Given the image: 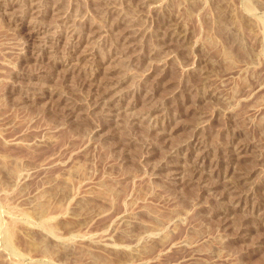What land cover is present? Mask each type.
Masks as SVG:
<instances>
[{
    "label": "rangeland",
    "instance_id": "obj_1",
    "mask_svg": "<svg viewBox=\"0 0 264 264\" xmlns=\"http://www.w3.org/2000/svg\"><path fill=\"white\" fill-rule=\"evenodd\" d=\"M0 264H264V0H0Z\"/></svg>",
    "mask_w": 264,
    "mask_h": 264
},
{
    "label": "bare ground",
    "instance_id": "obj_2",
    "mask_svg": "<svg viewBox=\"0 0 264 264\" xmlns=\"http://www.w3.org/2000/svg\"><path fill=\"white\" fill-rule=\"evenodd\" d=\"M178 176V175H177ZM171 177H172V175H171ZM229 192V191H228ZM233 196V195H232Z\"/></svg>",
    "mask_w": 264,
    "mask_h": 264
}]
</instances>
